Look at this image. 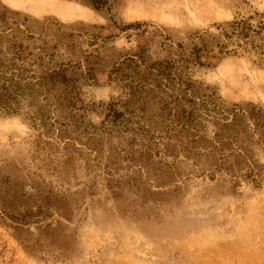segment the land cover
<instances>
[{"label": "rangeland", "instance_id": "rangeland-1", "mask_svg": "<svg viewBox=\"0 0 264 264\" xmlns=\"http://www.w3.org/2000/svg\"><path fill=\"white\" fill-rule=\"evenodd\" d=\"M105 2L95 11L85 0H0L1 28L24 33L33 59L43 60L36 64L63 65L71 79L26 97L16 115L0 111V264H264V188L242 182L232 190L229 176L213 177L210 152L173 160L153 143L151 158L141 161L138 142L91 135L89 126L101 127L104 107L126 99L123 84L107 78L123 55L139 46L151 61L188 54L199 36L264 13V0ZM238 55L191 66L190 78L224 106L264 108V65ZM68 93L89 111L65 109ZM146 105L148 115L159 112L157 101ZM39 106L45 125L31 119ZM29 208L37 217L28 225L1 213Z\"/></svg>", "mask_w": 264, "mask_h": 264}, {"label": "trees", "instance_id": "trees-1", "mask_svg": "<svg viewBox=\"0 0 264 264\" xmlns=\"http://www.w3.org/2000/svg\"><path fill=\"white\" fill-rule=\"evenodd\" d=\"M85 1L95 11L106 5L105 0ZM2 24L6 25V18L0 12V111L16 115L26 97L47 95L58 86H67L71 79L63 65L45 68L36 64L43 60L41 57L33 59L31 49L23 43L24 33L15 34L9 25L6 30L2 29ZM140 26L129 24L122 30ZM199 41L200 45H194L188 54L181 51L175 58L166 60L151 61L143 46L123 55L114 63L107 78L123 84L126 99L112 100L104 107L101 127L89 124L94 131L91 135L117 140L125 135L132 143H139L141 161L151 158L153 143L162 146V153L173 160L181 152L192 161L210 152L213 177L226 174L234 181V191L242 182L260 190L264 188V108L253 104L224 106L190 78V70L191 66L209 67L211 60L239 56V53L252 56L258 64L264 65V13L235 19L217 35L199 36ZM69 94L63 98L65 109L89 111L90 107L78 106L74 96ZM150 100L160 105L159 112L153 115L146 112ZM43 102L48 101L45 98ZM44 108L39 106L31 116L39 123L37 125L46 124L41 119ZM148 122L155 125L154 129L147 127ZM207 124L213 126L212 137L205 134ZM173 138L179 140L178 146L170 143ZM156 140L164 143L155 144ZM42 207H36L39 213ZM1 213L3 218L17 225H28V221L37 217L32 208L17 216ZM24 244L23 249L33 254L34 247Z\"/></svg>", "mask_w": 264, "mask_h": 264}]
</instances>
